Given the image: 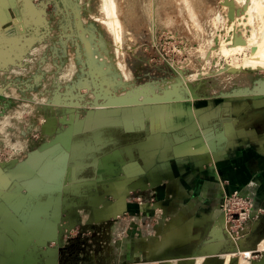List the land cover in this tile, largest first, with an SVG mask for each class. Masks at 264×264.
Masks as SVG:
<instances>
[{
    "label": "rangeland",
    "instance_id": "obj_1",
    "mask_svg": "<svg viewBox=\"0 0 264 264\" xmlns=\"http://www.w3.org/2000/svg\"><path fill=\"white\" fill-rule=\"evenodd\" d=\"M107 1L28 0L27 5V0H0V14L5 18L0 23V35H4L0 51L5 48L1 51L4 55L0 52V121L9 116L12 124L0 134V173L3 179L0 188V264L8 258L15 259L8 264H27L25 252L30 248L36 257L42 258V251L48 252V247L63 246L62 237L72 238L69 249H80L66 264L155 263L140 256L122 257L125 236L130 237V231L136 239L143 234L133 219L123 232L129 212L125 216L127 219L106 222L98 231L92 230L91 208L94 204L90 200L81 203L78 194L67 193L60 190L62 188L29 190L27 184L33 180L49 184L53 181L51 177L63 170L61 157L70 156V153L59 144L67 138L73 142H90L92 136L102 131L106 139L110 140V135L115 139L111 146L94 155L88 153L84 158L78 157L82 160L71 156L67 163L81 166L83 170L80 169L78 174H85L94 170L95 158L103 155L102 152L127 146V136L122 134L123 124L129 123L137 130L140 127L147 129L138 139L147 136L152 140L158 130L169 123L171 113L178 112L174 115L175 124L186 127L187 110L196 101L225 95L229 98L242 96L250 102L252 96H264V93L256 92L264 83V68H247L252 57V39L243 36L240 26L241 14H245L246 20L242 19L246 29L254 28L258 18L255 15L264 13L261 10L264 0ZM112 18H116L115 22ZM130 18L134 21L129 27L132 31L127 27L123 30L125 26L121 22L126 24ZM109 20L118 23L114 26ZM121 30L132 32L131 42L126 34H119ZM120 36L121 42L116 40ZM93 37L96 39H93L94 43L100 37L106 40L111 50V62L115 61L113 71L116 68L115 72L120 71L126 76L127 88L121 92L116 93L118 90L111 88L109 76L103 75L109 77L108 80L101 78L107 83L99 82L97 78L101 75L93 69V61L88 60L85 50L81 51ZM244 38L250 42L246 43ZM84 54L87 58L82 61ZM121 54L125 61L116 59ZM153 81L174 82L172 89L177 91L173 97L177 98L162 103L104 106L107 100L117 97L116 94H124L128 88L131 90ZM109 91L112 95H108L111 94ZM16 113L23 114L21 119L15 118ZM155 114L163 118L154 121ZM8 140L22 141L25 150L13 153L6 146ZM62 180L64 172L63 177L55 179L54 183L62 184ZM156 193L155 186L130 190L128 204L132 206L130 210H133L135 220L143 217L157 225L165 220L162 212L160 217L153 215L157 210L154 207ZM225 195L227 192L223 193V198ZM66 202L68 206L64 213ZM76 207L78 215L70 209ZM65 217L77 218V227H71L72 224L62 228L60 223ZM83 236L90 239L82 242ZM261 243L259 250L264 252ZM218 246L215 243L216 248L212 250H217ZM137 248V243L130 245L132 255ZM243 253L252 257L249 250ZM194 258L201 259L197 264L204 261L201 257ZM250 258L246 260L250 262ZM48 259L50 264L55 262L53 256ZM226 260L229 264L231 256H226ZM241 260L240 256L238 263Z\"/></svg>",
    "mask_w": 264,
    "mask_h": 264
},
{
    "label": "crops",
    "instance_id": "obj_2",
    "mask_svg": "<svg viewBox=\"0 0 264 264\" xmlns=\"http://www.w3.org/2000/svg\"><path fill=\"white\" fill-rule=\"evenodd\" d=\"M252 97L250 102L242 96L229 98L225 95L196 101L187 110L186 127L175 124L174 115L178 112L171 113L169 123L164 124L152 140L147 136L138 139L147 129L140 127L137 130L129 123L123 124L122 134L127 136V146L102 152L103 155L95 158L92 172H76L73 177L77 182L70 193L78 194L81 203L90 200L94 204L91 229L98 231L103 223L127 219L125 216L129 212L123 232L133 219L143 234L138 239L132 231L130 237L125 236L123 258L145 257L155 262L152 264H197L194 257L203 256L201 264H228L226 256H231L232 260L237 254L240 258L241 251L249 250L260 252L250 263L259 262L264 257V252L259 250L260 243L263 241L261 244H264V215L251 222L247 234L239 242H234L226 234L224 223L217 222L224 192L227 195L235 191L250 193L257 205L264 208V106L260 105H264V96ZM157 117L155 114L152 118L154 121L163 118ZM197 134L201 137L194 136ZM96 136L101 140L96 143L94 153L111 146L115 140L111 135L110 140L106 139L101 131L92 136L91 141L94 142ZM100 162L105 170L98 175L95 164ZM67 164L66 168L70 166ZM99 177L106 178V183H86L97 181ZM64 181L66 178L62 184ZM64 186L61 190L65 188L66 191ZM153 186L157 192L154 206L157 210L153 215L157 218L162 212L165 218L159 225L143 217L135 220L133 210H130L132 206L128 204L130 190ZM67 206L66 202L63 212ZM70 209L78 215L77 207ZM77 223V218L65 217L60 226L73 224L71 227L76 228ZM71 239L62 237V247H48V252L42 251L43 257L37 256L40 261L31 248L29 251L25 249L28 252H25L26 257L34 264H50L48 258L53 256L55 264H66L80 252V249H69ZM87 239L90 238L83 236L80 241ZM135 242L138 248L132 255L129 247ZM210 243L219 245L217 250L206 248ZM233 250L237 252L234 254ZM10 260L15 259L8 258L2 264H8Z\"/></svg>",
    "mask_w": 264,
    "mask_h": 264
},
{
    "label": "bare ground",
    "instance_id": "obj_3",
    "mask_svg": "<svg viewBox=\"0 0 264 264\" xmlns=\"http://www.w3.org/2000/svg\"><path fill=\"white\" fill-rule=\"evenodd\" d=\"M107 1V0H106ZM235 1V0H234ZM237 2V1H236ZM27 5H28V0H27ZM107 3H109L107 1ZM111 3V2H110ZM238 3V2H237ZM112 5V4H111ZM110 5V6H111ZM6 6V5H5ZM264 6V5H263ZM113 8V7H112ZM115 8H113L114 10ZM263 12H264V7L263 9H261ZM115 11V10H114ZM114 11H111L112 15L115 16V13ZM258 12V11H257ZM110 15V14H109ZM119 15V14H118ZM244 18V20H246V17L247 16H244L245 14H241ZM240 15V16H241ZM247 15V14H246ZM113 16V17H114ZM239 16V17H240ZM6 17V16H5ZM116 17V16H115ZM130 17V16H129ZM128 17V18H129ZM237 19V21H239V18ZM255 17H258L256 20V23H255V26L252 30H247L246 27H245V24L244 23V20L241 18V33H243V36L245 38H250V40L252 39L250 45L253 47L252 48V54H251V58L249 60V62L246 64L247 65V68L251 69V68H254V69H260L261 67L264 68V13L263 14H256ZM116 18H119V17H116ZM115 19L112 18V20H114L115 22ZM4 16H2L0 14V23L4 20ZM133 19V18H132ZM131 18L125 23L121 22L122 25L124 24L125 26V29L123 28V30H126V27L129 29V27L132 25V23L134 22ZM227 19V18H226ZM103 20V19H102ZM105 20V19H104ZM110 21V20H109ZM108 21V22H109ZM236 21V22H237ZM113 22V21H110V23ZM113 22V23H114ZM125 22V20H124ZM232 22V21H231ZM235 22V23H236ZM107 23V22H106ZM111 23L112 25H116L118 22L116 21V24L114 23ZM230 23V22H229ZM234 23V24H235ZM233 24V26H234ZM239 24V23H238ZM109 25V23L107 24ZM236 25V24H235ZM112 26V27H114ZM117 27V26H116ZM123 27V26H122ZM235 27V26H234ZM111 28V27H110ZM120 28V27H119ZM113 30V29H112ZM116 30V29H114ZM120 30V29H118ZM130 30V29H129ZM237 30V28H236ZM122 31V30H121ZM132 31V30H130ZM115 33H117L115 31ZM1 34V33H0ZM119 34H121L123 36V34H126L127 37H128V40L129 38L132 40V32H124L122 31V33L120 32ZM116 35V34H115ZM4 36V35H3ZM2 35H0V41L3 37ZM93 36V35H92ZM101 39H97V43L93 41V39H95L94 37L92 38V40H89L90 43L85 45L84 47L82 46L83 44L85 43H82V48L81 51L84 52V50L88 53L85 52V54L88 56V60L90 61H93V65L95 68H93V65H91L90 61H87V62H90L89 64L92 66V68L94 70H98L97 71V75H101V77H98L97 79H100L99 82H102V83H107V82H104L102 79H105V80H108L107 78L111 77L110 79V84L111 85V88L112 86L115 88V90H118L116 91L117 92H121L122 89H126V84L128 83V80H126V76H124L123 74L121 75L120 71H117L115 72V70H117L115 68V70L113 71L114 68H112L113 64L115 63V61L111 62V59H112V55L110 54L111 53V50L107 47V43L102 39V37H100ZM119 38V39H117ZM116 40H121V36L120 37H117ZM244 38V39H245ZM243 39V40H244ZM96 40V39H95ZM246 40V39H245ZM246 40V43L247 42H250ZM130 41V40H129ZM118 42V41H117ZM121 42V41H120ZM131 42V41H130ZM245 42V41H244ZM11 43V42H10ZM14 43V42H13ZM17 45V44H16ZM249 45V44H248ZM80 46V48H81ZM5 50V48H3ZM8 49V48H7ZM3 50V51H4ZM13 50H15L14 48L11 49L12 52H14ZM2 51V50H1ZM0 51V52H1ZM2 51V52H3ZM9 52V50H7ZM10 51V52H11ZM1 52L2 55H4L3 53ZM81 52V53H82ZM7 53V52H6ZM80 53V55H81ZM10 53H8V56H9ZM13 54V53H11ZM16 54V53H15ZM84 54L83 56V60L84 61V58H87V56ZM1 55V56H2ZM108 55V56H107ZM0 56V57H1ZM13 56V55H12ZM120 56V55H119ZM80 57V56H79ZM4 58V57H3ZM121 59L122 61H125L121 54V57H118L116 59ZM11 59V58H9ZM110 59V60H109ZM115 59V60H116ZM79 61L80 58H79ZM110 61V62H109ZM118 61V60H117ZM86 62V63H87ZM85 63V62H84ZM89 64H88V68L90 69L91 67H89ZM117 64V63H116ZM111 65V66H110ZM115 65V64H114ZM106 66V68H105ZM108 68H112L111 70L110 69H107ZM243 67V66H242ZM91 68V69H92ZM92 69V70H93ZM84 70V69H83ZM90 71V70H89ZM95 72V71H93ZM91 73V72H89ZM99 73V74H98ZM94 74V73H93ZM93 74L91 75V77L93 76ZM103 75L105 76H109V77H103ZM103 77V78H102ZM93 78V77H92ZM102 78V79H101ZM95 80V78H93ZM95 82V81H94ZM99 82H95V83H99ZM103 85V84H102ZM109 85V84H108ZM96 86V85H95ZM100 87V85H98ZM104 86V85H103ZM107 86V85H106ZM174 86V82L172 81H163V82H157V81H153V82H149L147 85H142L141 87L139 86H135V88L133 89H129L124 93V94H120L118 93V95L114 92V90H112L117 96V97H113V98H110L109 100L106 101V103L104 104V106H132V105H136V104H142V103H162V102H165V101H172V98H177V97H173L174 94H176V91L177 89H172ZM102 87V86H101ZM105 88V87H103ZM110 88V89H111ZM113 88V89H114ZM99 89V88H97ZM108 89V90H110ZM135 90V91H133ZM96 91V90H95ZM101 92V91H100ZM103 92V90H102ZM179 92V90H178ZM256 92L258 93H264V83H261V85L257 88ZM96 93V92H95ZM104 93V92H103ZM109 93H111V91H109ZM174 93V94H173ZM107 94V93H105ZM256 94V93H255ZM101 95V94H100ZM108 95H112L111 94H108ZM101 97V96H100ZM72 98V97H71ZM73 99V98H72ZM179 99V98H178ZM68 101H70L71 103V100L68 99ZM102 104V103H101ZM95 105H98V104H95ZM203 133V132H202ZM196 136V135H194ZM201 137V135H200ZM72 139V138H71ZM100 137L99 136H96L95 139H94V142L93 141H90V142H85V141H77V142H73L71 141L69 138H67L66 140L63 141L62 144H59V145H62L64 146L67 151L70 153V156L69 155H65V156H62V163L64 164L63 165V170L61 171H58L57 174L53 175V177H51V179L53 180L52 182H50L49 184H43V183H39L37 182L36 180H33L31 182H29L27 184V188L29 190H44V191H52V190H55V189H60L62 188V186H64V182L63 184L59 183L58 185H56V182L54 183L55 179H58V178H62L63 177V172H64V177H65V174L67 173V170L68 168L71 166H68L67 168L64 169V167H66V164L67 162L70 160L71 156L73 158H78V157H83L88 154V153H91L93 150L96 149V143H98L100 141ZM95 144V145H94ZM204 145H207V144H204ZM209 146V145H208ZM96 151V150H95ZM94 151V152H95ZM92 152V153H94ZM72 159V158H71ZM79 160H82L78 158V161ZM74 161V160H73ZM71 162V161H70ZM96 167L98 169H101V170H105L103 167H102V163H98V164H95ZM74 168L75 172H78L80 171V169H82L81 166L79 167H74V166H71ZM75 172H74V175H75ZM2 173H0V188H1V185H3V179H2V176H1ZM65 180V178H64ZM65 187V186H64ZM61 190V189H60ZM65 190V188H64ZM33 192V191H32ZM35 192V191H34ZM221 212V211H219ZM220 217H222V223H224L225 225V218L223 217V215H221L220 213ZM219 239V238H218ZM217 247V246H216ZM215 247V243H210L206 246V248L212 250ZM244 252V251H243ZM204 254V253H203ZM222 255V254H221ZM244 253L241 254V257H242V260L238 263V264H251L250 262L246 261V258L244 257ZM203 257V256H201ZM201 259H197V260H194L195 262H198L200 261ZM175 264V263H173ZM191 264V263H190ZM193 264V263H192Z\"/></svg>",
    "mask_w": 264,
    "mask_h": 264
},
{
    "label": "built area",
    "instance_id": "obj_4",
    "mask_svg": "<svg viewBox=\"0 0 264 264\" xmlns=\"http://www.w3.org/2000/svg\"><path fill=\"white\" fill-rule=\"evenodd\" d=\"M219 211H221V215L225 218L226 234L234 242L242 240L247 234L251 222L260 219L264 214V208L257 205V202L250 193L243 191H235L229 195H225L221 201ZM251 252L252 257H246L250 258V260L257 258L260 253L259 251ZM234 257L239 259L237 254Z\"/></svg>",
    "mask_w": 264,
    "mask_h": 264
},
{
    "label": "water",
    "instance_id": "obj_5",
    "mask_svg": "<svg viewBox=\"0 0 264 264\" xmlns=\"http://www.w3.org/2000/svg\"><path fill=\"white\" fill-rule=\"evenodd\" d=\"M196 137H200V134H197ZM74 172H75L74 168H73V167H69L68 170H67V173L65 174L66 181H64V182H65L66 192H68V193L71 192L70 190L72 189L73 184H75V182H77V181H74V180H73ZM102 172H103V171H102L101 169H98V170H97V174H98V175L103 174ZM75 173H76V172H75ZM106 181H107L106 178H103V177L101 178V177H99V179H97V181H96V180H90V181H86V183H88V184L103 185V184L106 183ZM70 184H71V185H70ZM221 221H222V217L217 218V222L220 223ZM243 251H244V250H243ZM243 251H241V252H243ZM236 252H237L236 250H233V251H232V253H236ZM28 261H30V260H29L28 257H27V259H26L25 262H26L27 264L33 263V262H30V263H29ZM34 263H35V262H34ZM230 264H238L237 258H233V259L231 260ZM255 264H264V257H263L259 262L255 263Z\"/></svg>",
    "mask_w": 264,
    "mask_h": 264
},
{
    "label": "clouds",
    "instance_id": "obj_6",
    "mask_svg": "<svg viewBox=\"0 0 264 264\" xmlns=\"http://www.w3.org/2000/svg\"><path fill=\"white\" fill-rule=\"evenodd\" d=\"M22 115V113H16L15 118L19 120L21 119ZM11 126V117L5 116L3 120L0 121V134H4L5 129ZM6 146L9 147L13 153H19L25 150V144L20 140H16L15 142L8 140Z\"/></svg>",
    "mask_w": 264,
    "mask_h": 264
}]
</instances>
